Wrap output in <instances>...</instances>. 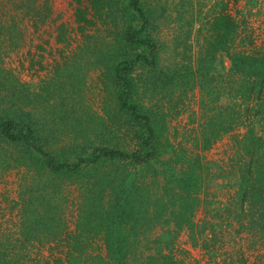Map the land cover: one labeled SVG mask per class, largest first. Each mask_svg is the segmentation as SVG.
<instances>
[{
  "label": "rangeland",
  "instance_id": "374dc122",
  "mask_svg": "<svg viewBox=\"0 0 264 264\" xmlns=\"http://www.w3.org/2000/svg\"><path fill=\"white\" fill-rule=\"evenodd\" d=\"M2 1V16L11 20V13H17L22 41L16 45L10 36L0 35V116L31 110L59 150L70 151L80 143L92 145L90 152L98 145L139 148L145 127L121 108L112 68L124 54L150 53L122 40L121 29L132 18L128 0H108L106 12L114 8L115 14H105L87 29L89 36L76 21L75 0ZM142 1L152 20L146 32L158 42L159 66L137 65L132 75L135 100L152 114L165 157L182 149L194 159L199 153L203 185L195 231L178 229L170 212L149 230L131 235L128 259L131 264H167L171 257L184 264H264V236L242 226L238 205L246 160L239 141L249 123L264 136V117L246 107L243 125L222 134L206 150L200 146L207 120L216 117L218 109L240 102L232 92L230 53L264 51V0ZM30 7L35 10L28 12ZM225 8L238 23L237 39L231 51H219L212 58V22ZM22 151V146L0 138V236L12 239L19 231L22 203L31 193L34 174L15 161ZM110 167L116 165H105ZM56 178L62 193L57 203L64 205L69 230L75 229L81 177ZM246 209L249 215L255 210L250 205ZM55 243L40 242L30 255L64 249L65 244ZM88 251L92 264H104L94 259L96 255L109 261L102 235L92 239Z\"/></svg>",
  "mask_w": 264,
  "mask_h": 264
},
{
  "label": "trees",
  "instance_id": "16d2710c",
  "mask_svg": "<svg viewBox=\"0 0 264 264\" xmlns=\"http://www.w3.org/2000/svg\"><path fill=\"white\" fill-rule=\"evenodd\" d=\"M75 2L76 21L84 36L88 35L87 29L105 18V14H115L114 8L106 12L108 0H89V5L85 0ZM127 8L132 18L121 29L123 42L143 46L150 53L124 54L113 62L112 68L119 87L121 108L145 127L140 135V146L126 150L98 145L90 152L92 145L80 143L70 151L64 147L59 150L31 110L22 109L18 114L0 116V138L11 145L22 146L21 157L15 161L34 173L29 184L31 193L22 203L19 231L13 239L8 235L0 236V264H92L88 248L98 235L103 236L109 261L102 255H96L94 259L99 257L104 264H131L128 259L131 235L149 230L170 212L174 214L178 229H196L194 214L201 204L203 185L201 157L197 153V158H192L186 149L165 157L159 143V131L152 124V114L135 100L133 72L140 63L159 66L158 42L146 32L152 20L143 1L128 0ZM30 10L35 9L30 7L28 12ZM237 27L236 19L226 8L214 18V39L209 48L212 58L219 51H231L232 43L237 39ZM0 31V35L10 36V42L21 43L22 29L17 13H11V20L0 14ZM230 56L234 75L232 92L240 102L218 109L216 117L207 120L208 124L200 133V146L204 150L212 147L222 134L243 125L246 122L245 109H255L264 117V51L239 50L231 52ZM239 145L246 158L241 165L238 191L241 224L264 236V136L249 123ZM159 163L161 165L157 166ZM107 164L116 167L105 168ZM56 175L73 179L81 177L78 180L81 192L79 214L76 228L72 230L65 220L64 205L57 203L62 193L58 188L60 185L56 184ZM247 205L255 209L250 215L246 214ZM40 242L50 246L54 242L58 246L61 242L65 245L57 253L30 255V250ZM167 264L184 263L171 257Z\"/></svg>",
  "mask_w": 264,
  "mask_h": 264
}]
</instances>
